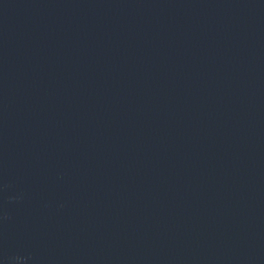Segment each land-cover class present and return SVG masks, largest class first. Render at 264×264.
Instances as JSON below:
<instances>
[{
  "label": "water",
  "instance_id": "water-1",
  "mask_svg": "<svg viewBox=\"0 0 264 264\" xmlns=\"http://www.w3.org/2000/svg\"><path fill=\"white\" fill-rule=\"evenodd\" d=\"M0 264H264V0H0Z\"/></svg>",
  "mask_w": 264,
  "mask_h": 264
}]
</instances>
